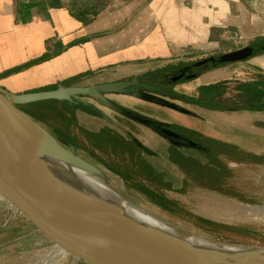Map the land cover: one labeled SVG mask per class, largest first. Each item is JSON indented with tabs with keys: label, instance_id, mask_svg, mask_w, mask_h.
I'll use <instances>...</instances> for the list:
<instances>
[{
	"label": "crops",
	"instance_id": "0c3cea01",
	"mask_svg": "<svg viewBox=\"0 0 264 264\" xmlns=\"http://www.w3.org/2000/svg\"><path fill=\"white\" fill-rule=\"evenodd\" d=\"M259 24L250 18L248 0H104L99 6L75 0H0V86L11 93L63 87L74 99L80 93L101 102L105 100L102 93L136 100L146 93V104L152 107L158 99L154 94L174 100L168 107L177 115L174 120L142 118L130 112L126 124L137 133L121 126L125 134L119 135L134 137L130 141H136L145 152L144 161L155 173H168L179 185L193 179L196 188L235 198L228 189L231 166L264 164V109H214L190 97H196L201 86L220 84L222 96L228 98L238 92L239 83L262 80L264 37L243 46L250 52L242 59L221 62L220 57L231 52L223 50L204 57L213 58L204 65L193 66L197 60L180 69L175 74H182L178 79L170 76L175 83L194 81L191 86L181 85H186L183 94L145 88L104 91L98 87L127 80L143 82L141 76L166 65L173 49L181 54L188 49H215L224 43L226 29H250ZM188 74L194 77L187 78ZM85 99L82 104L92 108ZM155 119L179 138L156 131L151 125ZM157 135L163 139H156ZM172 140L205 155L198 162L205 171L188 175L182 170L172 151L183 152ZM230 147L242 152L241 160L230 157ZM165 188L177 189L170 184Z\"/></svg>",
	"mask_w": 264,
	"mask_h": 264
},
{
	"label": "rangeland",
	"instance_id": "374dc122",
	"mask_svg": "<svg viewBox=\"0 0 264 264\" xmlns=\"http://www.w3.org/2000/svg\"><path fill=\"white\" fill-rule=\"evenodd\" d=\"M75 1L78 4L89 3L92 6H99L104 0ZM248 1L251 20L257 24L261 22L256 28H234L229 29L230 31L226 29L227 34H223L226 38L224 43L215 49L208 48L202 51L188 49L187 53L184 54L173 49L166 65L160 67V69L165 70L146 74L141 76L140 80L160 89L168 90L170 93L180 94L179 92H182L181 94H183V92H186L181 91L184 88L183 86H191L194 81L187 83L181 80L182 82H176L178 83L176 84L170 76L175 75L180 69L201 60L209 54L223 50L233 51L251 42H259L264 37V0ZM169 65L174 67L168 70L166 68ZM163 71H165V74L161 75ZM166 72H170V75ZM183 83L186 85L181 86ZM99 93L101 94V92ZM9 94L12 93L0 86V95L8 96ZM75 96L77 97L75 99L77 103L65 101L74 108L67 109L58 102L52 105L46 103L35 106L25 104L18 108L34 120V125L51 136L62 147L70 150L72 155L96 168L117 191L157 216L185 230L200 233L216 241L237 243L248 247H264V222L225 223L206 220L197 216L193 212L195 210L194 204H196V200L192 196L193 193H214L210 190L196 188V182L193 179H187L182 185H179L180 183L170 179L168 173H156L155 176L152 174V180L144 178V175H149L148 168H150L144 161L146 160L145 152L137 147L136 141H132L133 143L130 141L134 140L133 136L125 135V137H121L119 135L123 133L121 126L137 133L135 128L126 124L130 122L128 117L131 115L130 112L137 113L142 118L149 115L152 119L174 120V116L177 115L168 108L174 104V100L168 101L169 99L154 94L155 98L158 99L152 107V105L146 104V93L140 95L138 100L130 96H120L108 92L102 93L101 96L110 104L108 102L106 104L105 100L101 102L92 96L83 97L80 93L75 94ZM83 98H86V102H89L92 108L82 104ZM115 106H120L121 109L115 108ZM29 113H33L38 118L31 116ZM115 121L120 127L114 123ZM50 124H53V126ZM164 124L155 119L151 125L156 131L162 133L166 129ZM169 126L179 129L176 125ZM142 130L145 132L144 128ZM155 138H162V136L157 135ZM166 140L168 141V139ZM171 142L182 150V154L194 156L198 162L205 157L200 152L188 148L187 144L174 142L173 140ZM210 155L212 154L208 155L211 158ZM231 167L233 175L230 177V187L228 189L230 195L236 196L235 198L230 196V199L243 203L264 204V164H234ZM195 170L205 171L201 164ZM168 184L171 187H177V189H166L165 185ZM179 194L185 195L188 202L178 197ZM1 199L5 198H0V264H86L83 261L76 263L68 250L63 248L64 252L59 244L52 243L40 232L35 231V227L18 213L13 216L12 209ZM54 218L62 226H65L57 217ZM199 223L203 227L199 226ZM62 230L69 235H75L68 228L63 227ZM50 248L55 250L59 248L62 251L57 249L52 255L48 256Z\"/></svg>",
	"mask_w": 264,
	"mask_h": 264
},
{
	"label": "bare ground",
	"instance_id": "6f19581e",
	"mask_svg": "<svg viewBox=\"0 0 264 264\" xmlns=\"http://www.w3.org/2000/svg\"><path fill=\"white\" fill-rule=\"evenodd\" d=\"M10 99V95H0L4 103L9 104ZM14 116L18 124L0 114L1 139L6 144L0 146V157L15 162L17 175L26 183L55 192L88 212L102 209L128 218L146 233L154 251L174 264H264V247L216 241L166 221L117 191L97 169L91 172L77 164L75 155L64 156L52 137L24 116L17 113ZM40 189L35 188L33 192L43 195L45 192ZM177 196L188 202L185 195ZM192 196L196 200L193 212L205 218L225 223L264 222V204H244L200 192ZM55 217L65 224L62 227L77 236L90 237L98 232L125 245L135 243L142 247L144 244L142 235L138 231L134 233L129 226L94 228L65 215ZM56 250L50 248L48 256Z\"/></svg>",
	"mask_w": 264,
	"mask_h": 264
},
{
	"label": "water",
	"instance_id": "95a60500",
	"mask_svg": "<svg viewBox=\"0 0 264 264\" xmlns=\"http://www.w3.org/2000/svg\"><path fill=\"white\" fill-rule=\"evenodd\" d=\"M249 52V47L235 49L222 55L219 61L230 62L239 60L248 56ZM210 61H213V58H204L195 62L193 66H201ZM180 76L182 74L176 75L173 79H178ZM186 77L193 78L194 75L188 74ZM98 88L104 91L145 88L164 92V90L156 86L137 80L113 82L101 85ZM9 95L11 96L9 104L0 100V114L8 116L15 124L18 123L14 116L16 113L21 114L29 122L35 124L31 117L18 108L21 105L43 100H62L76 103L70 91L63 87L12 93ZM163 132L168 136L179 138L178 135L170 130H163ZM1 133L0 126V146L4 147L6 144L1 139ZM53 141L54 145L61 150V153L69 158L72 152L62 147L55 140ZM77 164L82 167L84 166L91 172L96 169L79 158H77ZM16 165L10 159L0 157V192L6 199L1 200L22 218L29 221L38 232L52 243L59 244L62 248L68 250L72 255L78 257L86 264H174L154 251L148 236L136 223L120 214L102 209L88 212L55 192L46 189L42 190L28 184L17 175ZM35 188L45 193L43 195L34 193L33 189ZM59 215H65L73 220L88 223L94 228L112 229L124 225L129 226L134 233L138 231L142 235L144 244L142 247L135 243L133 245H125L105 237L98 232L92 234L90 237L69 235L63 232L62 224L54 218Z\"/></svg>",
	"mask_w": 264,
	"mask_h": 264
},
{
	"label": "trees",
	"instance_id": "16d2710c",
	"mask_svg": "<svg viewBox=\"0 0 264 264\" xmlns=\"http://www.w3.org/2000/svg\"><path fill=\"white\" fill-rule=\"evenodd\" d=\"M174 66H168V70L172 69ZM165 70L158 69L157 71ZM262 80L251 83V82H241L236 88L238 92L228 98L222 96L221 85H207L198 88V95L196 97L191 96L190 100L196 103H202L214 109H252L259 110L264 109V76H261ZM60 103L64 107L72 108L71 104L65 101L58 100H43L38 102L29 103V105H39V104H53ZM74 108V107H73ZM31 116L38 118L33 113H29ZM53 126V124H50ZM172 157L179 165V167L184 170L188 175L192 174L199 163L193 157H189L181 154L179 151H172ZM230 157L234 159H242V152L234 147H230ZM199 168V167H198ZM148 174L144 175L145 179L152 180L151 175L155 176V172L148 168ZM166 186V185H165Z\"/></svg>",
	"mask_w": 264,
	"mask_h": 264
},
{
	"label": "built area",
	"instance_id": "2783aa9c",
	"mask_svg": "<svg viewBox=\"0 0 264 264\" xmlns=\"http://www.w3.org/2000/svg\"><path fill=\"white\" fill-rule=\"evenodd\" d=\"M11 212H12V215H13V216H16V215H17V213H16L14 210H11ZM34 230L38 232V230H37L36 228H35ZM71 255H72V254H71ZM72 257H73V259L76 261V263L82 262V260L79 259L78 257L73 256V255H72Z\"/></svg>",
	"mask_w": 264,
	"mask_h": 264
}]
</instances>
